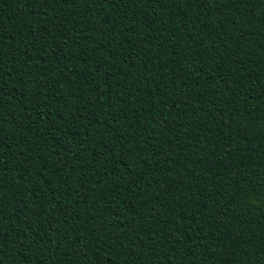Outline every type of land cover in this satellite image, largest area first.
Segmentation results:
<instances>
[{"label":"trees","instance_id":"16d2710c","mask_svg":"<svg viewBox=\"0 0 264 264\" xmlns=\"http://www.w3.org/2000/svg\"><path fill=\"white\" fill-rule=\"evenodd\" d=\"M0 264H264V0H0Z\"/></svg>","mask_w":264,"mask_h":264}]
</instances>
